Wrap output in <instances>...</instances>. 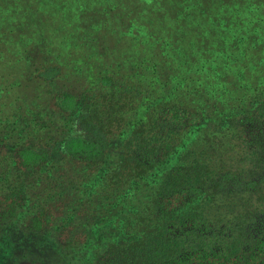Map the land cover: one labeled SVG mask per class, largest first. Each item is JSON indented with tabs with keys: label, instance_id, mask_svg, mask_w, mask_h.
<instances>
[{
	"label": "trees",
	"instance_id": "obj_1",
	"mask_svg": "<svg viewBox=\"0 0 264 264\" xmlns=\"http://www.w3.org/2000/svg\"><path fill=\"white\" fill-rule=\"evenodd\" d=\"M2 264H264V0H0Z\"/></svg>",
	"mask_w": 264,
	"mask_h": 264
},
{
	"label": "rangeland",
	"instance_id": "obj_2",
	"mask_svg": "<svg viewBox=\"0 0 264 264\" xmlns=\"http://www.w3.org/2000/svg\"><path fill=\"white\" fill-rule=\"evenodd\" d=\"M0 264H2V262L0 261Z\"/></svg>",
	"mask_w": 264,
	"mask_h": 264
}]
</instances>
